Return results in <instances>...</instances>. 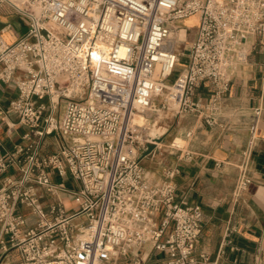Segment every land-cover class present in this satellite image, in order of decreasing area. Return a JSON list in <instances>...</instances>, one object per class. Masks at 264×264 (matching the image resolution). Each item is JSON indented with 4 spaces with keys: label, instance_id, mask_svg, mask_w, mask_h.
Here are the masks:
<instances>
[{
    "label": "built area",
    "instance_id": "obj_1",
    "mask_svg": "<svg viewBox=\"0 0 264 264\" xmlns=\"http://www.w3.org/2000/svg\"><path fill=\"white\" fill-rule=\"evenodd\" d=\"M4 6L27 30L14 42L0 31V82L16 85L0 114L17 116L8 133L17 124L26 131L10 151L0 139V264H220L196 255L205 215L176 199L180 167L165 166L154 179L137 152L164 157L180 144L168 151L133 115L146 120L162 107L218 125L237 71L264 47V0H0ZM194 15V25L183 24ZM180 30L193 37L167 83L181 61L173 41ZM205 82L211 91L203 102L194 95ZM259 113L237 165L234 201L252 182ZM51 134L63 142L45 153ZM52 172L70 174L79 187L55 184ZM43 195L55 198L46 204ZM146 244L161 256H144Z\"/></svg>",
    "mask_w": 264,
    "mask_h": 264
},
{
    "label": "crops",
    "instance_id": "obj_2",
    "mask_svg": "<svg viewBox=\"0 0 264 264\" xmlns=\"http://www.w3.org/2000/svg\"><path fill=\"white\" fill-rule=\"evenodd\" d=\"M26 30L27 24L17 13L8 6L0 9V31L7 41H16ZM181 65L176 70L179 71ZM210 91L209 83H202L194 97L206 102ZM15 94V83L0 82L1 106H7ZM256 109H260V113L253 151L252 182L242 197L234 201L232 191L238 175L237 165L250 138V123ZM7 121H17V116L13 113L9 116L0 114V139L4 150L10 151L22 142L21 135L26 127L17 124L15 130L8 133ZM166 131V141L163 143L167 145V150L171 142H176L178 138L185 141L180 145L181 150L162 157L153 149L150 161L143 159V165L154 179L162 178L165 166L180 167V172L174 178L176 199L200 205L205 215L196 255L206 252L220 264H264V47L257 45L253 48L248 61L237 71L226 93L218 125H207L202 116L195 113L173 112ZM188 131H191L190 136L186 135ZM155 136L161 137L160 134ZM62 142L60 135H48L43 151L55 152ZM185 152H190L191 156L187 157ZM70 176L60 177L51 173L55 184L62 183L68 189L78 188L77 181V186H67ZM58 194L67 209L77 206L69 193L60 190ZM43 196L46 204L55 198V195ZM34 220L32 215L28 216L29 224H33ZM227 228H230L228 235ZM224 239L226 241L223 244ZM142 252L151 260L161 256L152 250L150 244H146Z\"/></svg>",
    "mask_w": 264,
    "mask_h": 264
},
{
    "label": "rangeland",
    "instance_id": "obj_3",
    "mask_svg": "<svg viewBox=\"0 0 264 264\" xmlns=\"http://www.w3.org/2000/svg\"><path fill=\"white\" fill-rule=\"evenodd\" d=\"M196 17L194 18H188L185 21V25H194V22L196 21ZM183 33V35H182ZM193 37V32H189L186 37H184V31L180 30L177 32V34L175 35L174 40H179L178 42V47L181 53V61L179 63V65L181 63H183L182 60H184V58L187 56L188 54V50H189V42L191 41ZM182 39V40H180ZM178 70H175L174 73L172 74V76L170 77V80L167 81V83H169L171 80L174 79V77L177 75ZM42 100H45L47 102V100L44 98ZM59 113V111H57V114ZM173 114V111H168L163 109L162 107L159 109V111H153L151 112V114L147 117L146 120H144L143 123H145L148 127V129L146 130V134L150 135V138L155 136V135H159L160 134V138L158 139L159 141L162 140V142H165L166 140H164V138H166L167 136V126H168V119L169 117H171V115ZM162 134V135H161ZM185 141H180V145L184 144ZM154 146V144L149 143V148L152 149ZM138 150V149H137ZM140 155V159L141 162L143 164V159H147L148 161H150L152 154H149L145 157L146 151H142V150H138L137 151ZM69 175V174H67ZM149 175H153L152 173H149ZM67 186L70 187H75L77 186V182L76 180H74L71 176L69 177V181L67 183Z\"/></svg>",
    "mask_w": 264,
    "mask_h": 264
},
{
    "label": "bare ground",
    "instance_id": "obj_4",
    "mask_svg": "<svg viewBox=\"0 0 264 264\" xmlns=\"http://www.w3.org/2000/svg\"><path fill=\"white\" fill-rule=\"evenodd\" d=\"M195 17V16H194ZM182 35H183V33H182ZM174 42H177L176 40H173ZM144 120H145V116L143 115V114H140V113H135L134 115H133V121L134 122H136V123H140V124H142L143 122H144ZM180 141H182V139L181 138H178L177 140H176V143H180Z\"/></svg>",
    "mask_w": 264,
    "mask_h": 264
}]
</instances>
